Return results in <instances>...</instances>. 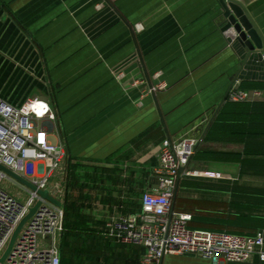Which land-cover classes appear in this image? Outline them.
Listing matches in <instances>:
<instances>
[{"label":"crops","instance_id":"0c3cea01","mask_svg":"<svg viewBox=\"0 0 264 264\" xmlns=\"http://www.w3.org/2000/svg\"><path fill=\"white\" fill-rule=\"evenodd\" d=\"M239 1L264 40V0ZM224 23L220 0H0V101L40 96L55 109L40 125L68 152L62 201L97 230L104 264L140 263L142 246L110 224L158 189L166 140L196 139L190 167L211 172L178 181L173 207L189 229L264 230V65ZM234 86L250 98L229 100ZM160 264L215 263L185 253Z\"/></svg>","mask_w":264,"mask_h":264},{"label":"built area","instance_id":"2783aa9c","mask_svg":"<svg viewBox=\"0 0 264 264\" xmlns=\"http://www.w3.org/2000/svg\"><path fill=\"white\" fill-rule=\"evenodd\" d=\"M163 87L161 83L153 89ZM250 96L249 91L234 86L228 99L238 102ZM56 119L51 103L40 96L29 97L19 105L0 101V165L62 201L68 152L63 145L52 143L48 130L40 125ZM197 144L196 139L163 142L160 163L154 169L158 189L143 194L140 213L112 221L111 235L144 248L139 264H160L166 254L185 253L211 259L215 264L248 262L254 255L264 261V230L254 236L192 230L187 227L192 216L174 210L181 177L211 174L190 167ZM40 199L41 205L19 232L4 264H61L65 208L42 199L37 191L0 168V258L19 223Z\"/></svg>","mask_w":264,"mask_h":264},{"label":"water","instance_id":"95a60500","mask_svg":"<svg viewBox=\"0 0 264 264\" xmlns=\"http://www.w3.org/2000/svg\"><path fill=\"white\" fill-rule=\"evenodd\" d=\"M220 3L223 8V18L225 20L224 29L228 30L232 28L235 31L236 41L241 45L242 48H244V50H246V61L257 62V64L264 65V40L262 39L260 31L252 20L248 11L239 0H220ZM198 144L196 145L195 149L197 148ZM0 168L29 188L37 191L42 199H47L57 206H62L64 204L63 201L52 196L48 190L38 189L27 179L14 173L3 165H0ZM183 169L184 167L181 168V172ZM41 203L42 200H38L35 206L30 208L29 213L19 223L6 251L0 258V264H4L6 262V259L13 248L19 232L25 223L35 214Z\"/></svg>","mask_w":264,"mask_h":264},{"label":"trees","instance_id":"16d2710c","mask_svg":"<svg viewBox=\"0 0 264 264\" xmlns=\"http://www.w3.org/2000/svg\"><path fill=\"white\" fill-rule=\"evenodd\" d=\"M64 208V231L61 236L60 246L61 264H70V262L65 259V252L70 246L71 238L78 241L80 240L82 247H76L75 253L83 257V264H104L106 254H104L102 250H105V245L100 242L96 234L97 230L88 226L85 221L86 217L81 215L74 205L65 202Z\"/></svg>","mask_w":264,"mask_h":264},{"label":"rangeland","instance_id":"374dc122","mask_svg":"<svg viewBox=\"0 0 264 264\" xmlns=\"http://www.w3.org/2000/svg\"><path fill=\"white\" fill-rule=\"evenodd\" d=\"M76 247H82L80 240H76L74 238L70 239V246L66 249L65 259H67L70 264H83V257L81 255H77L75 253Z\"/></svg>","mask_w":264,"mask_h":264},{"label":"bare ground","instance_id":"6f19581e","mask_svg":"<svg viewBox=\"0 0 264 264\" xmlns=\"http://www.w3.org/2000/svg\"><path fill=\"white\" fill-rule=\"evenodd\" d=\"M201 173V172H200Z\"/></svg>","mask_w":264,"mask_h":264}]
</instances>
